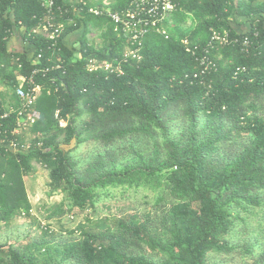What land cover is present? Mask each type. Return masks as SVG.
<instances>
[{"label":"trees","instance_id":"obj_1","mask_svg":"<svg viewBox=\"0 0 264 264\" xmlns=\"http://www.w3.org/2000/svg\"><path fill=\"white\" fill-rule=\"evenodd\" d=\"M129 1L116 0L112 9ZM174 1L177 8L163 25L167 36L149 32L142 58L130 59L121 76L86 69L88 57L122 56L126 41L118 26L89 13L90 3L80 15L72 10L67 17L73 22L62 18L59 37L66 74L37 77L52 92L38 97L31 111L36 122L27 132L12 133L17 110L0 127V137L19 144L0 153V222L31 215L24 178L36 163L49 170V194H65L48 209L51 218L95 208L116 188L146 189L148 209L127 218H87L70 230L81 236L64 242L0 243V264H216L209 254L235 249L226 235L264 207V2ZM245 5L253 26L237 33L229 19ZM44 15L41 0H0V80L9 91L1 93L0 114L7 99L16 109L21 105L18 78L30 73L35 51L47 42L29 32ZM81 21L106 27L100 46L90 44L86 33L79 47L64 44ZM14 28L23 38L22 50L9 45L8 30ZM224 29L237 36L257 29L259 36L248 52L232 45L214 50L217 71L204 83H192L186 75L200 64L184 40L204 45L213 30ZM88 142L101 149L83 163L76 151ZM259 247L262 260L264 241L241 246L251 255Z\"/></svg>","mask_w":264,"mask_h":264},{"label":"built area","instance_id":"obj_2","mask_svg":"<svg viewBox=\"0 0 264 264\" xmlns=\"http://www.w3.org/2000/svg\"><path fill=\"white\" fill-rule=\"evenodd\" d=\"M41 3L45 10V15L41 22L32 28L29 35H40L46 39L45 48L35 51L34 67L30 73L18 78L15 94L21 103L19 109H16L7 101L6 104L3 103L4 111L0 114L1 127L3 126V121L9 118L11 111H18V119L12 132L17 135L28 131L35 124L36 117L31 111L38 97L44 91L48 94L52 92V88H47L38 82L37 77H47L49 75L51 77L57 71H61L63 75L66 74L65 60L61 57L62 47L59 42V37L65 30V22L62 21V18L66 17L67 20L73 22L72 17L67 16L72 10L78 12L77 14L81 13L83 6L86 5L85 0H78L76 6L59 3V0H41ZM176 8L177 3L174 0H130L127 6L120 10L90 7L89 13L100 17L105 16L118 26L121 35L126 41V47L122 56H116L110 60L100 59L96 56L88 57L86 61L87 71L105 72L108 77L123 75L125 73L124 65L130 59L140 60L142 58L143 41L149 32L157 31L167 36V30L163 25L170 13ZM12 33L13 29L8 30L9 36ZM258 36L259 31L257 29H254L252 36H237L233 35L230 29H224L213 30L210 39L204 45L191 46L188 40H184L187 50L195 55L196 60L200 64L197 72L192 76L186 75V77L192 83L195 81L204 83L205 79L218 69V62L213 56L214 50L232 45L248 52ZM43 61H47V63H43ZM237 72L234 73V76L237 75ZM58 89L59 86H56L55 91H58ZM5 92L9 93L8 87L0 80V101H2L1 93ZM56 116H58V112ZM59 122L61 126L66 125L63 119H60ZM18 146L19 144L16 140L8 141L6 136L4 138L0 137V153L3 149L8 152L15 150ZM24 146L26 145L23 144L22 147Z\"/></svg>","mask_w":264,"mask_h":264},{"label":"rangeland","instance_id":"obj_3","mask_svg":"<svg viewBox=\"0 0 264 264\" xmlns=\"http://www.w3.org/2000/svg\"><path fill=\"white\" fill-rule=\"evenodd\" d=\"M93 32L95 33L92 35L93 43L102 44L101 35L97 31ZM25 135L26 138L29 137V133ZM245 135L247 133H244ZM99 148V144L88 142L80 145L76 154L85 163V160ZM35 165L36 170L24 178L27 196L32 205L31 215L21 214L12 218L8 223L0 222V243L24 247L41 239L52 243L64 242L81 236L80 231L70 234V230L76 229L79 223L86 222L87 218L95 220L114 217L127 218L149 207L146 203V189L135 191L116 188L111 190L108 196H104L95 208L85 210L74 208L73 211L51 218L48 209L62 201L65 194L58 190L50 195L49 170L40 164ZM262 232H264V207L254 209L251 214L247 215L245 223H240L237 228L226 235L229 244L236 246L235 249L226 252L213 251L209 254V261L216 264H264V257L261 260L262 248H257L252 255L241 248L244 244L264 241ZM52 234L54 236H51ZM44 252L42 250V253ZM40 257L43 256L40 255Z\"/></svg>","mask_w":264,"mask_h":264},{"label":"crops","instance_id":"obj_4","mask_svg":"<svg viewBox=\"0 0 264 264\" xmlns=\"http://www.w3.org/2000/svg\"><path fill=\"white\" fill-rule=\"evenodd\" d=\"M66 4H71L73 6H76L78 0H63ZM87 3L91 4V7H102V8H112V6L116 3V0H85ZM242 1L245 0H235L238 5L239 3L242 4ZM247 1V0H246ZM264 2V0H255L253 2V5L259 4ZM236 11L231 14V17L229 19V24L231 28L237 32V33H247L252 29V18L251 16L247 15L248 10L250 9L249 5H245L242 8L236 7ZM77 11V10H76ZM78 13V12H75ZM80 15V14H78ZM105 26L100 27L96 25H87L85 22L81 21L80 26L74 30L69 32L65 38H64V44L71 48H76L80 46L79 40L82 38V36L86 33V37L89 40V43L92 45H95L93 43L92 35L95 33L93 31H97L99 35L102 36L103 31L105 30ZM22 37L16 29H13V33L10 36L9 39V45L12 49L15 50H22L24 43L22 41ZM101 45V44H100ZM95 45V46H100ZM6 96L8 95L7 92H5ZM8 103L9 100L7 99Z\"/></svg>","mask_w":264,"mask_h":264}]
</instances>
